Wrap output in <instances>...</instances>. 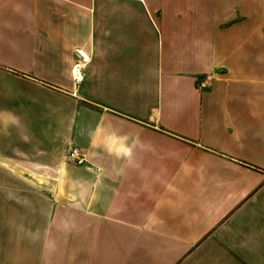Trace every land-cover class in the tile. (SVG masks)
Masks as SVG:
<instances>
[{
    "label": "crops",
    "instance_id": "crops-1",
    "mask_svg": "<svg viewBox=\"0 0 264 264\" xmlns=\"http://www.w3.org/2000/svg\"><path fill=\"white\" fill-rule=\"evenodd\" d=\"M250 1L0 0V264H264Z\"/></svg>",
    "mask_w": 264,
    "mask_h": 264
},
{
    "label": "rangeland",
    "instance_id": "rangeland-1",
    "mask_svg": "<svg viewBox=\"0 0 264 264\" xmlns=\"http://www.w3.org/2000/svg\"><path fill=\"white\" fill-rule=\"evenodd\" d=\"M258 4H259L258 5V10H257L258 11V19H259L258 24H259V27L262 28V27H264V20L262 18V16L264 15V0H258ZM243 8H244L243 9L244 14H250L251 12L252 13L256 12V10H254V5L251 4V1L250 0H244ZM196 85H197V83H196ZM200 89H202V88H200ZM71 147H75V146H71ZM76 148H78V147H76ZM66 155H67V153H66ZM66 155H65L64 161L67 162V163L74 164V163L70 162L66 158ZM74 165H76V164H74ZM76 166H78V165H76ZM38 171H39V167L36 166V174L39 173ZM53 183H54L53 180H49V181L44 182L39 177L36 176V181H35V188H36L35 204H36V206L39 205V204H42L43 203V200H45V202H46V199H45L46 197L43 198V194H42V191L43 190H42V188H44L45 190H48L49 188H53L54 187L53 186Z\"/></svg>",
    "mask_w": 264,
    "mask_h": 264
},
{
    "label": "built area",
    "instance_id": "built-area-1",
    "mask_svg": "<svg viewBox=\"0 0 264 264\" xmlns=\"http://www.w3.org/2000/svg\"><path fill=\"white\" fill-rule=\"evenodd\" d=\"M209 78H202L197 82L198 88H204L206 86V82L208 81ZM66 158L78 165V166H85L86 164V159H85V154L82 152L80 149L76 147H71L69 151L67 152Z\"/></svg>",
    "mask_w": 264,
    "mask_h": 264
},
{
    "label": "bare ground",
    "instance_id": "bare-ground-1",
    "mask_svg": "<svg viewBox=\"0 0 264 264\" xmlns=\"http://www.w3.org/2000/svg\"><path fill=\"white\" fill-rule=\"evenodd\" d=\"M77 71H78V70L75 68V69H74V75H76V76L78 75Z\"/></svg>",
    "mask_w": 264,
    "mask_h": 264
}]
</instances>
